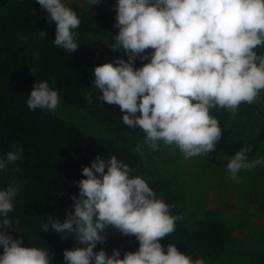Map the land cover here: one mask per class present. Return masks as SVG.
Instances as JSON below:
<instances>
[{
	"label": "clouds",
	"instance_id": "9594fccd",
	"mask_svg": "<svg viewBox=\"0 0 264 264\" xmlns=\"http://www.w3.org/2000/svg\"><path fill=\"white\" fill-rule=\"evenodd\" d=\"M101 2L85 0L91 7ZM36 3L47 13L46 22L55 25L53 45L68 54L77 50L81 20L76 11L65 0ZM112 8L117 32L107 47L123 57L94 66L90 88L99 93L100 104L119 106L128 129L143 134L132 151L144 156L163 145L178 149L185 159L215 151L222 130L210 110L235 113L264 90V0H115ZM86 100L92 103L91 93ZM26 104L29 111L54 115L60 97L47 80L38 79ZM13 147L0 156V172L22 159L23 148ZM251 150V145L241 147L228 159L230 180L239 182L241 170L264 166V155L248 159ZM132 173L116 155L97 154L82 167L70 210L63 219L46 215L39 225L41 232L71 237L78 245L63 251V264H206L173 243L161 244L181 217ZM18 191L12 184L0 188V264H53L47 247H25L23 237L10 230L17 223L9 213ZM108 228L134 236L137 249L123 251L122 258L118 248L110 255L103 248L94 251L106 242Z\"/></svg>",
	"mask_w": 264,
	"mask_h": 264
},
{
	"label": "trees",
	"instance_id": "16d2710c",
	"mask_svg": "<svg viewBox=\"0 0 264 264\" xmlns=\"http://www.w3.org/2000/svg\"><path fill=\"white\" fill-rule=\"evenodd\" d=\"M65 3L81 20L76 29L80 45L70 54L53 45L55 25L46 22L47 13L36 0H0V156L13 151L14 144L24 150L22 159L0 172V188L12 184L19 190L14 211L9 213L17 221L10 229L16 231L13 236L23 237L25 247H47L53 264H63V251L78 245L71 237L61 239L59 234L41 232L39 225L46 215L63 219L70 210L69 197L78 192L74 181L83 178L82 167L97 154L102 158L116 155L129 164L132 175H141L158 198L172 205L171 214L181 217L175 222V231L160 238L162 245L173 243L193 260L204 258L206 264H264V213L259 215L263 211L259 209L252 222L245 218L235 221L223 198L219 208L206 210L191 228L183 207L182 174L169 166L177 158L172 152L178 149L162 145L159 151H147L144 156L133 152L143 134L122 123L118 105L97 101L99 93L90 88L94 66L123 57L122 51L111 53L107 47L117 32L113 27L115 0H102L93 7L85 0ZM141 63L137 60L135 66ZM38 79L47 80L58 91L60 104L54 115L27 108L28 94ZM87 93L92 94L91 104ZM210 114L222 130L213 153L227 161L236 150L249 145V160L262 153L264 90L253 103L242 102L235 113L221 109L210 110ZM181 157L177 159H185L183 154ZM191 217L195 219L196 213ZM106 234V242L94 251L103 248L110 255L118 248L122 258L123 251L138 247L134 236H122L112 228Z\"/></svg>",
	"mask_w": 264,
	"mask_h": 264
},
{
	"label": "rangeland",
	"instance_id": "374dc122",
	"mask_svg": "<svg viewBox=\"0 0 264 264\" xmlns=\"http://www.w3.org/2000/svg\"><path fill=\"white\" fill-rule=\"evenodd\" d=\"M172 154L182 158L178 150ZM264 155V148L262 153ZM173 159L169 163L171 169L182 174V184L185 200L183 207L188 213V225L192 228L194 220H201L206 210L217 209L227 199L229 213L235 221L245 218L256 220L259 209L264 213V166H258L251 171L241 170L237 175L239 182L230 180L226 169L227 160L210 152L209 155H199L188 159ZM263 172V173H261ZM259 189L253 190V187ZM224 198V199H223ZM196 213V218L191 217Z\"/></svg>",
	"mask_w": 264,
	"mask_h": 264
}]
</instances>
